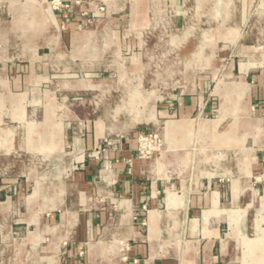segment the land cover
Returning a JSON list of instances; mask_svg holds the SVG:
<instances>
[{
	"label": "rangeland",
	"instance_id": "rangeland-1",
	"mask_svg": "<svg viewBox=\"0 0 264 264\" xmlns=\"http://www.w3.org/2000/svg\"><path fill=\"white\" fill-rule=\"evenodd\" d=\"M39 1L0 0L6 22L0 71L9 70L10 82V91L0 89V190L11 197L0 224L21 219L38 182L49 189L56 179L72 193L66 197L83 200L75 177L82 167L68 155V137L118 133L119 152L134 147L132 159H121L130 168L138 162L143 177L153 166L177 194L185 181L203 193L209 180L234 185L237 199L220 211L225 217L235 210L231 228H223L234 236L230 264H264V168L254 171L260 155L248 150L264 145V137L255 130L248 138L251 123L234 104L238 70L264 64V57L230 55L238 43L234 34L227 39L233 17L226 6L235 0H48L45 18ZM212 5L219 26L211 23ZM181 15L187 25L176 31ZM37 51L43 58L34 57ZM111 137L94 156L116 145ZM32 230L9 229L6 245L0 239V263L3 257L4 264L56 263L60 252L50 238L33 242ZM157 234L178 245L180 219L166 218Z\"/></svg>",
	"mask_w": 264,
	"mask_h": 264
},
{
	"label": "crops",
	"instance_id": "crops-1",
	"mask_svg": "<svg viewBox=\"0 0 264 264\" xmlns=\"http://www.w3.org/2000/svg\"><path fill=\"white\" fill-rule=\"evenodd\" d=\"M40 4L44 18L49 16L50 10L45 9L48 0H42ZM215 9L218 12L219 8L212 5L211 23L219 26ZM226 9L232 10L233 17L227 19L228 35L234 34L232 38L238 43L230 50V55L264 57V0H235L233 5L229 2ZM186 20L182 15L178 18L176 31L185 29ZM5 25L2 8V44L6 41ZM238 31L241 33L238 34ZM227 39L231 40V36ZM34 57L43 58L39 51ZM238 73L241 81L238 86L248 89L245 98L238 95L239 102L234 100V104L243 107L245 119L251 123V129L245 134L250 139L254 137L252 131L257 130L261 132L260 137H264V64L242 66ZM9 84V70L3 67L0 71V89L10 91ZM110 137L102 131L98 134L88 132L82 137L76 134L68 137L72 145L68 155L82 167L75 177L82 182L86 192L84 199L80 201L73 196L66 197L65 193H72L68 188H60L56 179L50 182L49 189L40 187L38 182L33 194L22 203L24 214L20 216L21 219L12 224L11 221L8 224L2 221L0 224L3 245L8 242L9 229L19 226L24 230L33 228L28 233L33 242L42 239L43 235L50 238L51 247L56 253L60 252L55 264H172L176 261L181 264H201L204 260L217 263L219 258L223 264H230L229 250L233 246L230 241L234 236L232 232L223 234V228H231L233 220L230 215L235 210L225 217L220 211L225 207L228 209L237 199L236 187L227 185L225 188L221 183L223 181L209 180L207 190L203 193L189 189L185 181L180 184L181 190L177 194L168 180L166 185L160 181L153 166L149 168L148 175L143 177L138 162H133L130 168L131 165L122 160L133 158L134 147L130 143L128 149L119 152L118 133L111 137L116 142L115 146L94 156L93 150L97 145ZM248 150L260 155L254 158V171L261 172L264 168V145L254 144ZM259 192V200L264 205V183L259 184ZM225 194L229 195L230 202L227 199L226 203ZM251 199L249 195L246 201L250 202ZM10 200L7 190L1 189L0 216H9V213L5 214L4 208ZM168 217L180 219L183 240L178 245L164 243L157 234ZM144 219L145 226L142 224ZM81 248L84 249L83 257L79 254ZM2 260L4 264V257Z\"/></svg>",
	"mask_w": 264,
	"mask_h": 264
},
{
	"label": "bare ground",
	"instance_id": "bare-ground-1",
	"mask_svg": "<svg viewBox=\"0 0 264 264\" xmlns=\"http://www.w3.org/2000/svg\"><path fill=\"white\" fill-rule=\"evenodd\" d=\"M235 90H239L238 92L241 93L239 97L242 98V95H243V98H245L247 92H248V89L245 87V86H238L237 88H234ZM169 138V136H168ZM169 143V141H168ZM171 150V149H170ZM169 151V150H168ZM169 158V157H168ZM163 159V158H162ZM164 160V159H163ZM152 167V166H151ZM158 167V166H157ZM38 185V184H37ZM39 190V189H38Z\"/></svg>",
	"mask_w": 264,
	"mask_h": 264
}]
</instances>
